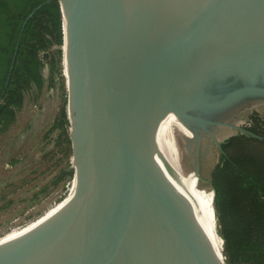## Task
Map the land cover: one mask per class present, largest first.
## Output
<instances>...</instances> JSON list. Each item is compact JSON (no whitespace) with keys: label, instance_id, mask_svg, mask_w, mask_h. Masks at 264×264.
I'll use <instances>...</instances> for the list:
<instances>
[{"label":"water","instance_id":"95a60500","mask_svg":"<svg viewBox=\"0 0 264 264\" xmlns=\"http://www.w3.org/2000/svg\"><path fill=\"white\" fill-rule=\"evenodd\" d=\"M58 2L75 191L0 264H226L210 173L264 117V0Z\"/></svg>","mask_w":264,"mask_h":264},{"label":"trees","instance_id":"16d2710c","mask_svg":"<svg viewBox=\"0 0 264 264\" xmlns=\"http://www.w3.org/2000/svg\"><path fill=\"white\" fill-rule=\"evenodd\" d=\"M63 38L58 0H0V135L16 122L26 94L38 96L58 83L61 101L45 137L56 135L54 149L67 161L55 181H63L66 191L74 169L69 163ZM210 186L226 264H264V117L258 112L248 115L243 132L220 143Z\"/></svg>","mask_w":264,"mask_h":264},{"label":"rangeland","instance_id":"374dc122","mask_svg":"<svg viewBox=\"0 0 264 264\" xmlns=\"http://www.w3.org/2000/svg\"><path fill=\"white\" fill-rule=\"evenodd\" d=\"M60 101L58 83L26 94L16 122L0 135V241L32 227L70 193L71 186L65 191L63 181L55 182L67 165L54 149L56 135L45 137Z\"/></svg>","mask_w":264,"mask_h":264},{"label":"flooded vegetation","instance_id":"af4514ba","mask_svg":"<svg viewBox=\"0 0 264 264\" xmlns=\"http://www.w3.org/2000/svg\"><path fill=\"white\" fill-rule=\"evenodd\" d=\"M234 83L232 82V81H228V83H223V85L222 86H211L209 89V92H210V94L212 95V96H219V95H223L225 92H227V91H229V90H231V89H233V88H236V87H238L239 85L238 84H234ZM252 111H256V110H251L249 113H248V115L252 112ZM257 112V111H256ZM259 113V112H258ZM194 116H200V117H202V118H205V119H207V120H211V121H219V122H221V123H225V124H227V125H232V126H234V127H237V126H235V125H233V121H232V119H233V117H224V118H220V116H219V114H214V115H203L202 113H197V112H194V113H192ZM260 114V113H259ZM248 115H247V117H246V120H247V118H248ZM261 115V114H260ZM246 120L242 123V124H240V128L244 131V126H245V122H246ZM217 128H229V127H227V126H218ZM241 131H237L236 132V134H232V135H230V136H228L227 138H229V137H231V136H234V135H237L238 133H240ZM206 135V136H208V139H209V141H210V143H212L213 142V140L211 139V137L208 135V134H205L204 132L202 133V135ZM227 138H224L223 140H221L220 142H219V144L222 142V141H224L225 139H227ZM214 143V142H213ZM219 150V149H218ZM217 163V162H216Z\"/></svg>","mask_w":264,"mask_h":264},{"label":"bare ground","instance_id":"6f19581e","mask_svg":"<svg viewBox=\"0 0 264 264\" xmlns=\"http://www.w3.org/2000/svg\"><path fill=\"white\" fill-rule=\"evenodd\" d=\"M74 191H75V186L71 187V189H70V193H69V196H70V197L74 194ZM54 210H55V209H54ZM53 212H54V211L52 210L51 212H49V213L47 214V216H49V215L52 214ZM45 218H46V217H45ZM42 220H44V219H42ZM42 220H41V221H42ZM41 221H39V222H41ZM37 223H38V222H37ZM37 223H35V224H33V225L36 226ZM33 225H32V227L29 226L30 228L28 227L29 229H27V230L24 229L25 231L22 230L20 234L14 236V237L6 238V239L0 241V244L3 243V242H8V241H10V240H13V239L17 238L18 236H20V235L26 233L27 231L31 230V228H34Z\"/></svg>","mask_w":264,"mask_h":264}]
</instances>
